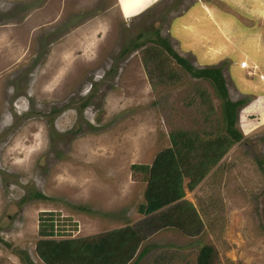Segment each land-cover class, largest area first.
<instances>
[{
    "label": "rangeland",
    "instance_id": "374dc122",
    "mask_svg": "<svg viewBox=\"0 0 264 264\" xmlns=\"http://www.w3.org/2000/svg\"><path fill=\"white\" fill-rule=\"evenodd\" d=\"M158 35L195 68L221 66L229 88L263 79L264 0H0V264H44L40 217L57 239L145 219L131 165L151 164L170 132L222 130L211 83ZM242 108L243 139L194 189L183 180L201 231L158 230L128 264L143 249L137 264H196L204 245L218 264H264V118Z\"/></svg>",
    "mask_w": 264,
    "mask_h": 264
},
{
    "label": "trees",
    "instance_id": "16d2710c",
    "mask_svg": "<svg viewBox=\"0 0 264 264\" xmlns=\"http://www.w3.org/2000/svg\"><path fill=\"white\" fill-rule=\"evenodd\" d=\"M154 41L192 77L211 83L220 100L224 126L215 135L205 131L202 135L186 130L170 132V146L158 151L151 164L131 165L133 171L144 174L146 182L144 201L137 209L146 218L133 226L88 237L57 239L53 238L52 219L40 217L35 252L44 264H128L142 241L158 230L175 228L189 236L201 231L202 224L194 207L183 200V180L187 179L189 190L194 189L229 148L243 139L236 123L238 109L246 104L247 99L232 101L229 98L221 66L195 68L176 53L168 40L158 35ZM36 197L44 198L39 193ZM144 250L131 264H137ZM21 253L27 256L23 251ZM196 264H218L212 245L200 248Z\"/></svg>",
    "mask_w": 264,
    "mask_h": 264
},
{
    "label": "crops",
    "instance_id": "0c3cea01",
    "mask_svg": "<svg viewBox=\"0 0 264 264\" xmlns=\"http://www.w3.org/2000/svg\"><path fill=\"white\" fill-rule=\"evenodd\" d=\"M174 34L177 37L181 34V32L178 31ZM215 55L219 57L221 56L218 54ZM255 74L256 73H254V75ZM260 75L263 79H247L246 81L242 78L238 81V83L230 82V88L226 83L225 85L229 98L232 101L243 98L247 99L246 104L242 106L243 108L240 110V112H242L244 109H248L247 112H254L253 110H257L254 114H256V116H258L261 120L262 117L264 118V76L262 74Z\"/></svg>",
    "mask_w": 264,
    "mask_h": 264
},
{
    "label": "built area",
    "instance_id": "2783aa9c",
    "mask_svg": "<svg viewBox=\"0 0 264 264\" xmlns=\"http://www.w3.org/2000/svg\"><path fill=\"white\" fill-rule=\"evenodd\" d=\"M238 67H239L240 69L248 70L249 67H250V65L248 64L247 61L243 60V61L239 62Z\"/></svg>",
    "mask_w": 264,
    "mask_h": 264
}]
</instances>
